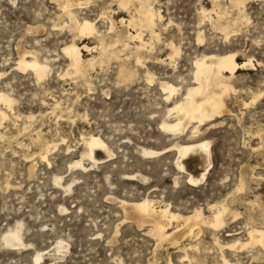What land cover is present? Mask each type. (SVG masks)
I'll return each instance as SVG.
<instances>
[{
	"label": "rangeland",
	"instance_id": "obj_1",
	"mask_svg": "<svg viewBox=\"0 0 264 264\" xmlns=\"http://www.w3.org/2000/svg\"><path fill=\"white\" fill-rule=\"evenodd\" d=\"M69 1L75 17L93 21L103 37L102 65L86 63L98 59L100 36H78L59 0H0V91L12 99L0 102V264H264V247L246 243L251 227L264 228V0H147L157 36L143 30V49L128 36L137 27L120 21L138 16V0ZM72 40L97 46L81 50L84 74L62 51ZM171 45L178 49L172 57ZM32 50L47 65L41 78L18 67L20 54ZM228 51L246 63L223 94L228 111L202 123L195 137L196 122L185 120L179 134L162 128L167 108L195 84L194 60ZM165 81L176 88L168 99ZM90 134L113 154L97 149L96 162L84 155ZM202 138L210 140L211 162L190 154L187 169L205 175L188 181L173 144ZM81 158L83 168L70 166ZM142 197L184 215L200 208L210 216L212 204L227 209L221 226L201 224L177 246L125 216L119 200ZM15 228L24 244L12 247L2 234ZM37 252L43 257L35 262Z\"/></svg>",
	"mask_w": 264,
	"mask_h": 264
},
{
	"label": "bare ground",
	"instance_id": "obj_2",
	"mask_svg": "<svg viewBox=\"0 0 264 264\" xmlns=\"http://www.w3.org/2000/svg\"><path fill=\"white\" fill-rule=\"evenodd\" d=\"M59 1L62 7L63 14L68 16L69 21L72 27L75 28L76 34L78 36H90L93 34L100 36L98 43V59L92 56L87 59L86 63L91 67H93L96 62H98L99 65H102L106 55L105 51L109 49H107V45H105L103 37L99 35L94 22L87 18H83L81 20L77 19L72 9L70 8L73 3L69 0ZM118 1L120 4L125 6L129 0ZM138 1L139 5L135 7V11L138 12V16L132 15L127 20L120 18V21L122 23L126 22V25L137 27L136 32L129 33L128 36L132 39H138L140 41V44L136 46L137 49H140L148 45L149 43V41L143 38V30H147L149 32L150 39L154 36H157V33H155L153 29L154 20L156 18L155 11L152 9V6H149L147 0ZM220 14L221 13H218V16H220ZM112 27L113 24L111 22L110 28ZM227 27H229L228 24ZM122 45L126 48L128 46V43L123 41ZM83 48L86 50H91L93 48H97V46H89L87 44H82L81 46H79V44L75 40H72L69 44H65L62 47V51L65 56L69 59V64L72 66V69L75 73H85L83 71V62L85 61H83L81 55V50ZM32 52L33 50L30 54L32 56H29V54L26 55L27 51L20 54L19 60L17 62L18 67L30 68L37 78H41L46 73L47 65L42 63L41 60L39 61L36 56L37 54L33 55ZM176 53H178L177 47L171 45V52L169 56L172 57ZM137 60H140V56H137ZM193 64V81L195 82L194 86L187 87L186 92L182 95V97L179 100H175L173 105L167 108V118L163 119L161 122V127L171 131L173 134H179L183 131L185 120H187L188 123L196 122V124L191 128L190 137H195L202 133L203 130L200 127L202 123L214 120L216 117L221 116L224 112L228 111L227 107L223 102V94L233 90L232 82H230V80H232L231 77L235 75L239 67H243V65L246 66V63L237 61L236 53L234 51H228L222 54H205L199 58H196ZM125 70L126 68L124 64H120L118 68V73L120 75H123L124 77V75L126 74ZM129 74L131 75V73ZM160 86L162 87L163 92L167 93L165 96L166 99H168L170 95L176 90L174 85L166 81L162 82ZM197 94H200L199 99L195 97ZM11 101L12 99L7 94L0 91V102H3L4 104L9 106L11 104ZM4 116V111L0 109V117ZM168 118H171V120H169ZM210 123L215 124L216 120L211 121ZM83 141L87 149L84 155L88 156L95 162L98 159L96 157L97 149L104 150L105 154L109 156L113 154L110 147L99 135L90 134L88 137H84ZM173 146L176 148L177 153L175 165L179 169L184 170L185 172L187 171V180L197 182L200 181V179L204 178L205 171L201 172L200 176L195 174L196 171L194 173L187 169L184 159L186 160V158L190 154H199L201 155L200 163H202L203 165L209 164L211 162L210 140L202 138L187 143L173 144ZM167 149L168 147H165L160 150L144 148L142 151L144 154H154L163 153ZM42 157L45 158L46 155L44 154L42 155ZM82 158L73 161L70 166H79L83 168L84 165L82 162ZM128 175L134 176L137 174L132 173ZM139 176L140 178H147L142 174H139ZM54 179L57 183H60L61 177H55ZM174 182L177 183L178 180L175 179ZM240 182H242V179H240ZM68 187L69 184L67 185V188ZM119 202L120 206L126 213V217H129L132 220L134 219L139 225L143 224L144 222H148L149 228L147 232L152 234L154 238H156L160 242L169 241L171 244L178 243L177 246L179 245L178 240L180 237L188 236L192 233H195V228L199 227L201 224H209L214 228L221 226L224 222L223 215L227 209L226 205L223 203L212 204L210 207L213 208V212L211 211L212 214L210 216L204 215L202 209L200 208H194L189 213L184 215L177 212H173L167 204L162 206L160 204V201L155 198L142 197L136 200L120 199ZM173 221H175V226L171 230L168 227ZM248 239L249 240L246 243H260V245L264 247V228L251 227L248 230ZM22 240L18 228L8 229L2 234V241L12 247L15 245L24 244ZM63 247L64 246L62 245V243L59 242L58 250L60 251V249ZM42 252H37L35 254V262L39 261V259L43 257ZM168 264H171V262L169 261Z\"/></svg>",
	"mask_w": 264,
	"mask_h": 264
}]
</instances>
